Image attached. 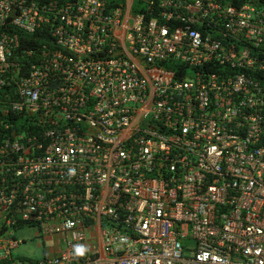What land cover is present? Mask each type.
<instances>
[{
	"label": "built area",
	"instance_id": "1",
	"mask_svg": "<svg viewBox=\"0 0 264 264\" xmlns=\"http://www.w3.org/2000/svg\"><path fill=\"white\" fill-rule=\"evenodd\" d=\"M28 228L23 264H264V0H0V264Z\"/></svg>",
	"mask_w": 264,
	"mask_h": 264
},
{
	"label": "rangeland",
	"instance_id": "2",
	"mask_svg": "<svg viewBox=\"0 0 264 264\" xmlns=\"http://www.w3.org/2000/svg\"><path fill=\"white\" fill-rule=\"evenodd\" d=\"M115 1H119L120 3L124 2V0ZM36 233L37 231L34 228L22 229L17 233L18 238L23 239L25 243L14 251L16 264H23L26 260L33 262L40 261L44 258L45 251L47 252L50 247L48 243L50 239H45L47 243L43 245V240L37 238ZM58 248H60V246H57V249Z\"/></svg>",
	"mask_w": 264,
	"mask_h": 264
},
{
	"label": "trees",
	"instance_id": "3",
	"mask_svg": "<svg viewBox=\"0 0 264 264\" xmlns=\"http://www.w3.org/2000/svg\"><path fill=\"white\" fill-rule=\"evenodd\" d=\"M108 2L110 4H112V5H120V2L119 1L112 0V1H108ZM22 37L24 39H29L27 42L29 44H32V46L40 45L41 43L50 42V40H51L50 37L49 36H46V35H34L32 37H27V38H26L25 35H22Z\"/></svg>",
	"mask_w": 264,
	"mask_h": 264
},
{
	"label": "crops",
	"instance_id": "4",
	"mask_svg": "<svg viewBox=\"0 0 264 264\" xmlns=\"http://www.w3.org/2000/svg\"><path fill=\"white\" fill-rule=\"evenodd\" d=\"M123 3V2H122ZM122 3H120V4H122Z\"/></svg>",
	"mask_w": 264,
	"mask_h": 264
}]
</instances>
